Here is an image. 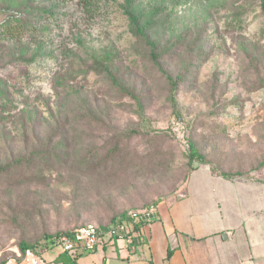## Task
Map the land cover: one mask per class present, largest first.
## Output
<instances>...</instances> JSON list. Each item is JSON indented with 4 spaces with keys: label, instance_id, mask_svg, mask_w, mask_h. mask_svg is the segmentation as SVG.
I'll use <instances>...</instances> for the list:
<instances>
[{
    "label": "rangeland",
    "instance_id": "rangeland-1",
    "mask_svg": "<svg viewBox=\"0 0 264 264\" xmlns=\"http://www.w3.org/2000/svg\"><path fill=\"white\" fill-rule=\"evenodd\" d=\"M122 2L87 11L81 0H0V24L20 17L34 29L20 41L0 29V264L22 242L52 262L63 250L48 246V235L155 212L193 176L264 182L261 1L136 0L178 70L199 61L181 84L176 115ZM100 49L141 90L143 113L90 71L87 57ZM190 145L203 157L197 167Z\"/></svg>",
    "mask_w": 264,
    "mask_h": 264
},
{
    "label": "crops",
    "instance_id": "crops-1",
    "mask_svg": "<svg viewBox=\"0 0 264 264\" xmlns=\"http://www.w3.org/2000/svg\"><path fill=\"white\" fill-rule=\"evenodd\" d=\"M155 212L137 232L123 226L93 252L74 261L59 253L46 264H264L263 181L193 176Z\"/></svg>",
    "mask_w": 264,
    "mask_h": 264
},
{
    "label": "trees",
    "instance_id": "trees-1",
    "mask_svg": "<svg viewBox=\"0 0 264 264\" xmlns=\"http://www.w3.org/2000/svg\"><path fill=\"white\" fill-rule=\"evenodd\" d=\"M105 0H81L84 8L89 10L100 9L101 3ZM264 5V0H259ZM120 7L123 11V14L128 19L129 30L132 34V37L135 41V45L139 47L143 51L144 61L151 65V68L156 69L161 74V80L158 78V81L165 80L167 83V96L171 103V107L173 109L174 115L179 112L178 109V93L181 87V84L187 80L189 77V72L193 71V69H197L199 66V61L194 56L191 58V62L189 65L181 72L178 70V66L175 63L170 61L168 57V51L170 49L168 46H164L165 38L163 37L160 28L157 27L153 19H146L143 13L138 9L136 5V0H123L120 4ZM1 32L4 33L7 37L11 39L21 40L25 34H29L33 32V26L29 19L14 17L5 20L0 24ZM39 53V49H35V53L32 54L29 58H25L26 63H32L37 58ZM26 55L25 53L23 54ZM90 63V71L102 74L105 79H107L110 83H112L117 89L118 93L123 97L132 98L141 109V113H143L144 104H143V96L141 94V90L137 88L136 85L129 84L125 81V79L120 75L119 69L116 68L115 60L111 57L109 52L100 49L94 50L87 57ZM175 65V66H174ZM1 81V79H0ZM190 159L194 163V161L203 162L202 155L195 149L193 145H190ZM150 210H144L137 213V218L132 217V213L128 216L127 212H123L118 216L113 218L112 223L113 226L109 227H99V229L107 231L112 227L119 228L121 234L124 233L125 228H131V232H137L141 229L140 222L145 224L150 219L142 220L144 214L150 213ZM135 219V220H134ZM142 224V225H143ZM85 225V224H84ZM97 226V225H96ZM125 226V228H122ZM71 231V230H70ZM69 232V231H68ZM67 232H60L55 235L47 236V245L55 246L57 244V238ZM121 234H118L114 237H119ZM35 244H29L26 242H22L20 244V250L25 251L26 249L33 250ZM170 252L168 253V255ZM70 261V260H69ZM70 262H68L69 264Z\"/></svg>",
    "mask_w": 264,
    "mask_h": 264
},
{
    "label": "built area",
    "instance_id": "built-area-1",
    "mask_svg": "<svg viewBox=\"0 0 264 264\" xmlns=\"http://www.w3.org/2000/svg\"><path fill=\"white\" fill-rule=\"evenodd\" d=\"M137 216V213H132L133 218L136 219ZM118 234H121V232L116 227L104 231L94 224H85L61 234L56 242L63 252L68 253L74 261L79 251L83 253L93 252L98 248L104 236L114 237ZM15 254L16 256L7 264H46V261L38 257L31 249L25 251L18 249ZM69 264L78 263L72 262Z\"/></svg>",
    "mask_w": 264,
    "mask_h": 264
},
{
    "label": "water",
    "instance_id": "water-1",
    "mask_svg": "<svg viewBox=\"0 0 264 264\" xmlns=\"http://www.w3.org/2000/svg\"><path fill=\"white\" fill-rule=\"evenodd\" d=\"M198 164H199L198 161H194L193 166L197 167ZM157 215H158L157 212H150V213L144 214L143 217H142V220L152 219V218L156 217ZM142 224L143 223L140 222V227L142 226Z\"/></svg>",
    "mask_w": 264,
    "mask_h": 264
}]
</instances>
